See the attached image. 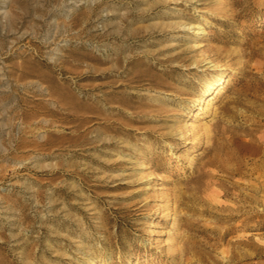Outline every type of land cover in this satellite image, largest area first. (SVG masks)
I'll use <instances>...</instances> for the list:
<instances>
[{"label": "rangeland", "instance_id": "1", "mask_svg": "<svg viewBox=\"0 0 264 264\" xmlns=\"http://www.w3.org/2000/svg\"><path fill=\"white\" fill-rule=\"evenodd\" d=\"M0 264H264V0H0Z\"/></svg>", "mask_w": 264, "mask_h": 264}, {"label": "bare ground", "instance_id": "2", "mask_svg": "<svg viewBox=\"0 0 264 264\" xmlns=\"http://www.w3.org/2000/svg\"><path fill=\"white\" fill-rule=\"evenodd\" d=\"M194 27H196V28H200V26H194ZM198 31V30H197ZM224 74L226 75L227 74V72H224ZM221 79V81H219V83L218 84H211V85H209L208 86V88H207V92H206V95H209V94H211L215 89H218V88H221L223 85V79L222 78H220ZM120 103H124V101H119ZM206 173V171H204L202 174H205ZM210 180V179H209ZM228 257V256H227ZM229 258V257H228Z\"/></svg>", "mask_w": 264, "mask_h": 264}]
</instances>
